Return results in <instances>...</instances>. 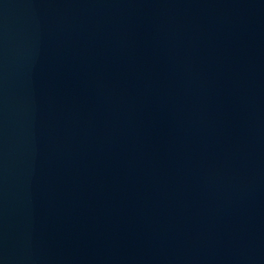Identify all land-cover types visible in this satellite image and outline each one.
<instances>
[{
  "label": "water",
  "instance_id": "1",
  "mask_svg": "<svg viewBox=\"0 0 264 264\" xmlns=\"http://www.w3.org/2000/svg\"><path fill=\"white\" fill-rule=\"evenodd\" d=\"M0 264H264V0H0Z\"/></svg>",
  "mask_w": 264,
  "mask_h": 264
}]
</instances>
